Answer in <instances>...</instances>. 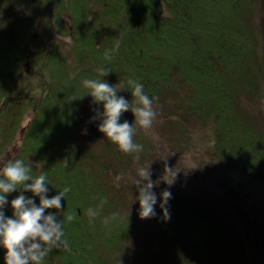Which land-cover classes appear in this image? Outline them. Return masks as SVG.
Returning a JSON list of instances; mask_svg holds the SVG:
<instances>
[{
    "label": "trees",
    "instance_id": "1",
    "mask_svg": "<svg viewBox=\"0 0 264 264\" xmlns=\"http://www.w3.org/2000/svg\"><path fill=\"white\" fill-rule=\"evenodd\" d=\"M259 8L264 9V0H0V118L9 113L3 102L19 111L12 121L3 120L9 129L0 149L15 139L20 118L32 108L12 159L31 165L34 176L47 174L49 197L71 186L63 209H46L58 219L74 214V220L64 222L68 247L53 248L44 264H261L263 220L254 226L259 201L251 207L238 198V216L234 211L230 219L197 192L165 186L173 193L170 219L163 218L159 199L155 217L133 213L128 218L116 211L128 199L129 185L121 181L117 187L114 177L121 172L129 177L139 161L145 165V155L141 152L136 163L131 162L136 154L128 153L127 163L122 162L123 151L99 128L102 102L94 103L83 85L85 78H104L117 87L139 80L154 97L153 106L178 102V114L211 124V146L222 160L262 175L264 127L245 116L238 101L243 94H264ZM40 25L44 33L36 38ZM108 49L113 50L110 60L104 55ZM31 59L40 74L35 94L33 85L15 83L28 77L24 63ZM97 66L112 70L100 77ZM118 94L135 106L129 88ZM124 119L134 123V139L142 144L135 114L129 109ZM86 128L96 135L95 150L81 139ZM158 162L159 178L181 173L164 155ZM20 191L34 195L22 188L7 193L6 215H13L10 202ZM155 191L159 197L163 190ZM101 203L93 220L88 209ZM136 205L140 208L139 200ZM114 212L119 216L106 224L104 217ZM128 240L132 245L124 243ZM6 252L0 245V264H6Z\"/></svg>",
    "mask_w": 264,
    "mask_h": 264
},
{
    "label": "clouds",
    "instance_id": "2",
    "mask_svg": "<svg viewBox=\"0 0 264 264\" xmlns=\"http://www.w3.org/2000/svg\"><path fill=\"white\" fill-rule=\"evenodd\" d=\"M118 50L119 42L115 45ZM112 49L105 51L107 59L112 58ZM96 72L100 77L106 76L112 69L106 66H97ZM128 86L117 87L104 78H85L83 85L88 89L94 98V103L102 102V111L97 113L101 119L99 128L108 138L116 142L121 151L126 153H135L136 160H140V153L143 150V144L134 139L136 129L127 119L121 122L123 113L131 110L135 114V122L142 126L146 131L152 128L157 113L154 108V97H151L144 91V84L137 79L130 78ZM129 88L135 97V106L133 101L127 99L118 92L121 88ZM76 97V96H73ZM96 117H92L94 119ZM84 131H87L86 129ZM67 164V161H65ZM172 168H168L170 171ZM176 173L172 179H166L169 184L174 182ZM128 174L121 172L114 177V183L117 187L121 181H127ZM132 184L138 188V196L133 195L132 201L139 200V215L142 218H150L158 215L156 205L159 199L163 218H171L169 201L173 193L170 189L163 190L158 197L154 186L158 184L157 180L152 179L150 164L147 167L139 166L136 175L131 178ZM27 181H31L30 183ZM48 176L41 173L34 176L31 172V165L26 164L23 159H5L0 158V245L7 249L6 264H44L45 258L53 248L68 247V241L65 239L64 222L75 219L74 214H68L64 219H58L56 212H47V208L55 207L63 209L62 198L71 191V186L61 189L56 195L49 197L50 191ZM31 190L34 195L29 196L25 191L11 199L13 215L5 213L11 193L17 189ZM39 196L40 202L37 203L35 197ZM98 207H89L88 216L95 219L99 215ZM119 213H112L111 216L104 217L106 224L111 223Z\"/></svg>",
    "mask_w": 264,
    "mask_h": 264
},
{
    "label": "rangeland",
    "instance_id": "3",
    "mask_svg": "<svg viewBox=\"0 0 264 264\" xmlns=\"http://www.w3.org/2000/svg\"><path fill=\"white\" fill-rule=\"evenodd\" d=\"M255 16L259 26L263 29L264 24H261V21L264 18V9L259 8L255 10ZM35 30H37L36 34L43 35L44 25L36 27ZM64 39L69 42L70 37L66 35ZM262 42H264V38ZM33 59L30 61V66L34 63ZM36 63L35 61L34 64ZM39 81L40 74L34 65L30 69L28 77L21 76L17 78L15 83L33 85V93L35 94V88L39 86ZM166 98L171 97L167 96ZM238 101L242 104L244 115L249 117L252 122L264 127V94L262 96L243 94ZM3 103L5 104V102ZM4 104L1 107H4L3 110L8 107L7 111L9 113H7L8 117L4 116L0 118V144L6 140V129H9L3 124V120L6 118L8 121H12L14 117L17 118L19 115V111L12 104ZM154 108L157 116L151 129L146 131L138 123L136 124L140 126L138 131L144 135L142 141L144 147L141 151L145 155V160L144 158L142 160L145 162L143 166L147 167L150 164L152 179L158 181V184L154 188L165 190V186H170L188 189V194L192 191L197 192L210 207L225 212L230 219L233 218L234 211L236 212L235 216H238L237 210L240 201L238 198L247 201L251 207L256 206L253 202L259 201L260 207L258 208L261 209L257 210L254 216V226H258L262 220L264 222V174L245 172L230 166L225 160H222L215 152L214 146H211V142L214 141V132L211 124H205L198 118H188L187 115L181 116L178 114L181 110L178 102H165L154 106ZM12 110L15 111L12 112ZM32 116L33 109L30 108L22 116V119L20 118L19 121L21 122L15 139L11 143L8 142L3 149H0V158L5 157V159H9L13 157L24 136L22 129L25 125L29 124ZM86 130L82 132L81 139L88 146V149L91 151L95 150L97 148L95 142L96 135L91 130L87 128ZM147 137L152 138L151 141L146 139ZM149 143L152 144L151 147H148ZM123 154L122 162L127 163L124 161V158L128 153L123 152ZM163 155L166 159L170 158L171 161L173 160L175 165L179 167L178 169L181 170V173L175 176L180 181H174L169 184L166 180L167 178L158 177L160 174L158 160ZM131 162L137 163L138 161L136 158H133ZM137 164L138 166H142L140 161ZM135 175L136 172L132 173L127 180L129 185V190H127L129 192L128 199L123 200L124 202L122 201L115 206L117 208L116 211L122 213L124 217H128V214H139V205L138 207L136 205L137 200L132 201V196L130 195L131 192L136 196L139 194L137 186L132 184L131 178ZM168 179L170 180L171 178ZM110 183L112 182L110 181ZM124 243L132 245L131 240ZM260 262L264 264V258Z\"/></svg>",
    "mask_w": 264,
    "mask_h": 264
}]
</instances>
